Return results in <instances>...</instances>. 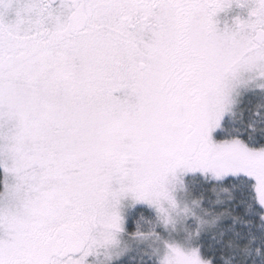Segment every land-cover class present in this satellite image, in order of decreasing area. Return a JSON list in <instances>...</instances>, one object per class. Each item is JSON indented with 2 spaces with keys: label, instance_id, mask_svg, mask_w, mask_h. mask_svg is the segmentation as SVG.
<instances>
[{
  "label": "snow or ice",
  "instance_id": "1",
  "mask_svg": "<svg viewBox=\"0 0 264 264\" xmlns=\"http://www.w3.org/2000/svg\"><path fill=\"white\" fill-rule=\"evenodd\" d=\"M0 264H264V0H0Z\"/></svg>",
  "mask_w": 264,
  "mask_h": 264
},
{
  "label": "rangeland",
  "instance_id": "2",
  "mask_svg": "<svg viewBox=\"0 0 264 264\" xmlns=\"http://www.w3.org/2000/svg\"><path fill=\"white\" fill-rule=\"evenodd\" d=\"M232 14H233V13H231V12L229 13V15H232ZM223 15H224V14H223V13H221V16H222V17H223Z\"/></svg>",
  "mask_w": 264,
  "mask_h": 264
}]
</instances>
